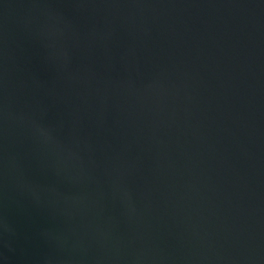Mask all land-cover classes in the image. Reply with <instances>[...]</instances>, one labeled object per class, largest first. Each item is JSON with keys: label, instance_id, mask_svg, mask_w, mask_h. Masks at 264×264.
Returning a JSON list of instances; mask_svg holds the SVG:
<instances>
[{"label": "water", "instance_id": "95a60500", "mask_svg": "<svg viewBox=\"0 0 264 264\" xmlns=\"http://www.w3.org/2000/svg\"><path fill=\"white\" fill-rule=\"evenodd\" d=\"M0 264H264V0H0Z\"/></svg>", "mask_w": 264, "mask_h": 264}]
</instances>
